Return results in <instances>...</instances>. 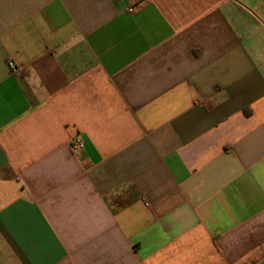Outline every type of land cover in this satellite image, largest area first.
Masks as SVG:
<instances>
[{
	"label": "crops",
	"instance_id": "1",
	"mask_svg": "<svg viewBox=\"0 0 264 264\" xmlns=\"http://www.w3.org/2000/svg\"><path fill=\"white\" fill-rule=\"evenodd\" d=\"M0 264H264V0H0Z\"/></svg>",
	"mask_w": 264,
	"mask_h": 264
},
{
	"label": "built area",
	"instance_id": "2",
	"mask_svg": "<svg viewBox=\"0 0 264 264\" xmlns=\"http://www.w3.org/2000/svg\"><path fill=\"white\" fill-rule=\"evenodd\" d=\"M127 11L128 12H132L133 11V6L132 4H128L127 5ZM8 65L11 69V71L17 75L20 76L22 75V71L23 69L21 67H19L18 65H16L13 61H8ZM70 146L73 149H81L83 148V141L79 135L78 132H73L71 137H70Z\"/></svg>",
	"mask_w": 264,
	"mask_h": 264
}]
</instances>
